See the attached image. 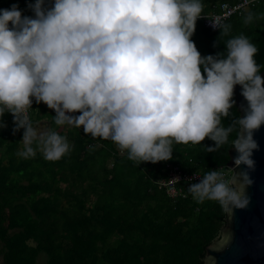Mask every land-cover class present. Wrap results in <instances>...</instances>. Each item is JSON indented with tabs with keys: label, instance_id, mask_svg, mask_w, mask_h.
Segmentation results:
<instances>
[{
	"label": "clouds",
	"instance_id": "clouds-1",
	"mask_svg": "<svg viewBox=\"0 0 264 264\" xmlns=\"http://www.w3.org/2000/svg\"><path fill=\"white\" fill-rule=\"evenodd\" d=\"M28 7L33 16L16 4L0 9V119L11 113L14 132L24 129L18 156H35L34 141L48 161L70 149L56 131L38 137L27 115L33 100L55 111L57 126L111 140L138 164L170 160L174 143L206 138L214 142L207 151L216 152L235 131L232 175L195 174L199 182L187 190L197 203H218L229 218L247 208L258 150L253 134L264 125L254 43L241 34L223 41L224 53L202 56L191 39L200 0H35ZM252 20L249 13L245 23ZM236 85L245 115L224 127Z\"/></svg>",
	"mask_w": 264,
	"mask_h": 264
},
{
	"label": "trees",
	"instance_id": "trees-1",
	"mask_svg": "<svg viewBox=\"0 0 264 264\" xmlns=\"http://www.w3.org/2000/svg\"><path fill=\"white\" fill-rule=\"evenodd\" d=\"M239 1L200 0V15L217 14L221 4ZM33 3L0 0V9L16 4L24 16H33L28 7ZM249 13L253 20L245 23ZM263 19L264 0L215 31L198 18L191 39L207 56L224 53L223 41L242 34L258 48L254 58L261 73ZM225 25L228 34L220 37ZM53 116L54 110L39 103L30 122L47 121L49 131L67 138L69 152L57 161L45 160L37 141L35 156H18L24 129L14 132L6 113L0 119V264H37L40 254L45 264H204L205 250L219 240L226 213L216 202L197 203L188 191L172 200L158 182L166 177L167 165L200 176L225 168L235 131L216 152L207 151L214 142L206 138L197 145L174 143L170 160L138 164L111 140L93 139L82 127L57 126ZM238 117L234 103L222 125Z\"/></svg>",
	"mask_w": 264,
	"mask_h": 264
},
{
	"label": "water",
	"instance_id": "water-1",
	"mask_svg": "<svg viewBox=\"0 0 264 264\" xmlns=\"http://www.w3.org/2000/svg\"><path fill=\"white\" fill-rule=\"evenodd\" d=\"M260 75L264 77V70ZM233 98L243 117L247 101L240 85L235 86ZM253 138L258 150L253 152L255 170L250 173L254 183L246 189L250 203L243 210H235L231 218L226 214L219 240L205 250L204 264H264V125L254 132ZM236 155L234 148L229 150L226 167H233ZM244 168L241 165L236 171Z\"/></svg>",
	"mask_w": 264,
	"mask_h": 264
},
{
	"label": "built area",
	"instance_id": "built-area-1",
	"mask_svg": "<svg viewBox=\"0 0 264 264\" xmlns=\"http://www.w3.org/2000/svg\"><path fill=\"white\" fill-rule=\"evenodd\" d=\"M262 1L263 0H240L238 3L233 5L223 3L220 5L217 14H212L209 16H201L199 18L203 20V24L206 28L215 31L231 16H238V17L245 16L250 8L256 6ZM42 104L45 105L44 103ZM36 105L37 103L33 100L32 109H29L27 113L29 120H30V113L32 112V110L35 108ZM45 107H47V105H45ZM6 114L9 120L13 122L12 114L7 112ZM76 114L77 113H75L74 115ZM166 169H167L166 177L158 182V186L160 189L162 188L165 191L167 197H169L172 200L184 198L185 192L188 191L187 189L190 183L199 182V177H196V175H199L197 173H183L176 165H167ZM221 170H223L225 174V178L231 176L230 168L225 167Z\"/></svg>",
	"mask_w": 264,
	"mask_h": 264
},
{
	"label": "rangeland",
	"instance_id": "rangeland-1",
	"mask_svg": "<svg viewBox=\"0 0 264 264\" xmlns=\"http://www.w3.org/2000/svg\"><path fill=\"white\" fill-rule=\"evenodd\" d=\"M48 5L47 1H46V6ZM262 23L264 24V19L262 20ZM33 128L37 131L38 137L40 135L45 134V132H47L48 130V124L44 123V122H40L37 123L35 126H33ZM23 144V143H22ZM37 264H45V255L44 254H40L37 260Z\"/></svg>",
	"mask_w": 264,
	"mask_h": 264
},
{
	"label": "crops",
	"instance_id": "crops-1",
	"mask_svg": "<svg viewBox=\"0 0 264 264\" xmlns=\"http://www.w3.org/2000/svg\"><path fill=\"white\" fill-rule=\"evenodd\" d=\"M40 122H44L45 124L47 123V121H40ZM40 122H37V123H40ZM37 123H35L34 124V126L37 124ZM48 124V123H47ZM49 131V125H48V130H47V132ZM47 132H45V133H47Z\"/></svg>",
	"mask_w": 264,
	"mask_h": 264
},
{
	"label": "bare ground",
	"instance_id": "bare-ground-1",
	"mask_svg": "<svg viewBox=\"0 0 264 264\" xmlns=\"http://www.w3.org/2000/svg\"><path fill=\"white\" fill-rule=\"evenodd\" d=\"M166 171H167V169H166ZM186 193V192H185ZM187 195V194H186ZM187 197H188V195H187Z\"/></svg>",
	"mask_w": 264,
	"mask_h": 264
}]
</instances>
